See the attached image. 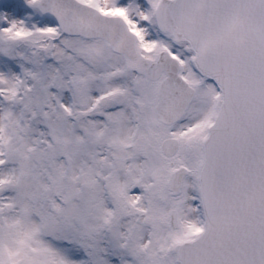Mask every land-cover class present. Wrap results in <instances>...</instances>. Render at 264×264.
I'll list each match as a JSON object with an SVG mask.
<instances>
[{
  "label": "snow or ice",
  "instance_id": "1",
  "mask_svg": "<svg viewBox=\"0 0 264 264\" xmlns=\"http://www.w3.org/2000/svg\"><path fill=\"white\" fill-rule=\"evenodd\" d=\"M0 264H264V0H0Z\"/></svg>",
  "mask_w": 264,
  "mask_h": 264
}]
</instances>
